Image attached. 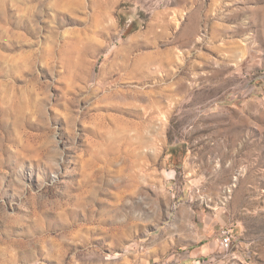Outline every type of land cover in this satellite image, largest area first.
Instances as JSON below:
<instances>
[{
  "label": "rangeland",
  "instance_id": "1",
  "mask_svg": "<svg viewBox=\"0 0 264 264\" xmlns=\"http://www.w3.org/2000/svg\"><path fill=\"white\" fill-rule=\"evenodd\" d=\"M205 213L264 264V0H0V264H192Z\"/></svg>",
  "mask_w": 264,
  "mask_h": 264
},
{
  "label": "crops",
  "instance_id": "2",
  "mask_svg": "<svg viewBox=\"0 0 264 264\" xmlns=\"http://www.w3.org/2000/svg\"><path fill=\"white\" fill-rule=\"evenodd\" d=\"M197 231L196 240L197 247L196 250L190 252L188 255H184L186 251L181 250L175 258L180 262H188L197 258H203L207 256H215L218 258V263L222 262V259L228 257V253L220 252L218 248V231L220 227L226 226V223L222 216L218 213H205L203 217L196 219ZM192 259V260H191ZM183 260V261H182ZM185 260V261H184Z\"/></svg>",
  "mask_w": 264,
  "mask_h": 264
},
{
  "label": "built area",
  "instance_id": "3",
  "mask_svg": "<svg viewBox=\"0 0 264 264\" xmlns=\"http://www.w3.org/2000/svg\"><path fill=\"white\" fill-rule=\"evenodd\" d=\"M232 240V229L229 226H223L220 228L218 237V248L220 252L228 250L231 245ZM218 258L215 256H207L203 258H198L192 264H217Z\"/></svg>",
  "mask_w": 264,
  "mask_h": 264
}]
</instances>
